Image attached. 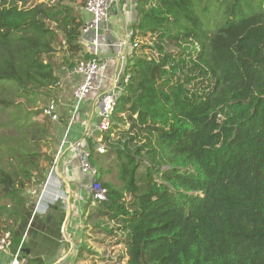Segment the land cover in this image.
Returning a JSON list of instances; mask_svg holds the SVG:
<instances>
[{"label":"trees","instance_id":"1","mask_svg":"<svg viewBox=\"0 0 264 264\" xmlns=\"http://www.w3.org/2000/svg\"><path fill=\"white\" fill-rule=\"evenodd\" d=\"M210 1L212 10L196 0H135L132 41L142 42L103 134L106 152L86 142L108 192L82 217L100 219L93 227L103 232L114 233L104 220L118 225L127 264H264V0ZM77 2L85 6L0 0V112L9 114L0 115V221L13 223L0 230L24 255L29 225L63 240L62 201L40 216L25 191L44 184L42 161L54 158L42 149L58 127L43 115L47 104L36 106L40 96L59 93L58 69L94 57L83 48ZM90 253L79 245L75 262ZM28 255L27 264H48Z\"/></svg>","mask_w":264,"mask_h":264},{"label":"rangeland","instance_id":"2","mask_svg":"<svg viewBox=\"0 0 264 264\" xmlns=\"http://www.w3.org/2000/svg\"><path fill=\"white\" fill-rule=\"evenodd\" d=\"M25 1L27 2L26 3L27 7H31L37 3H40V2H44V1L50 2V1H54V0H25ZM122 3H120V4H122ZM196 3L198 5V8L202 7L204 9V7L208 6L209 10H212L211 5L213 4V1L211 2L210 0H201V1L196 0ZM223 3L229 4L227 1H224ZM73 5L79 11L84 8V6H81L80 2L74 3ZM130 5H132V4L129 2V6ZM115 7L117 8L116 5H115ZM198 11L200 13L203 12L201 10H198ZM218 14L221 16L220 20L222 21V14L226 15L224 13V10L222 11V13L218 12ZM209 26H211V25H209ZM211 28L212 29L216 28V25H215V27L213 26ZM84 36L87 39L91 37L90 34H85ZM101 37H102V31L99 33L100 44H101ZM63 50L64 49L62 47L58 46V52L55 53V55L53 56V60L55 61L56 65H60V62L62 60ZM77 58H79V57L76 56L75 59H77ZM70 59H72V58H70ZM107 63H108V66L104 69L103 76H102L101 80L97 83V85H99L100 87L95 89L89 96L86 97L85 102L87 104L91 103V101H92V105L90 106L89 112H93V110H95V108H96L93 105V103H94L93 100L97 99L99 94L104 89L111 87V85L113 83L112 78H111L113 76L112 65L110 64L109 60L107 61ZM57 71H58V73H62L63 71L66 72L65 69H61V68L58 69ZM69 72L71 73L72 71H69ZM73 88L74 87L70 88V85L63 87L62 89L59 88V94H55L52 97V98H56L55 99L56 100L55 103L57 105L56 112L58 113L59 117H62L67 122L70 120V118L72 116V113L70 112V107L72 104L71 97H72ZM52 98L49 99V98H46V96L41 95L36 106L38 107V105L40 103L42 104V102L45 104H48L52 101L51 100ZM96 105H97V103H96ZM36 106L35 107L32 106L31 109L32 110L36 109ZM82 114H84V116H85V113L82 110H80L79 112H77L75 114V118H74V122H73L72 126L74 125V127H75L76 124H80V126L85 125L84 122L86 121L87 117L85 116V119L83 120L81 118ZM0 115L2 118H6V117L8 118L9 117L8 112H0ZM42 117H43L42 115H39V116L37 115L36 119L42 121L43 120ZM98 122L99 121H97V123ZM56 123H57L58 129L56 131L55 138L54 139L52 138V144H51L50 148L48 150L46 148L42 149L43 152L49 151L51 154H53V157H54L53 162H55L57 160L59 150H60V146H61V142L63 140V134L65 131L64 126H66V124H63L62 125L63 129H62L61 124H58L59 121H56ZM87 133H89V132H87ZM103 134H104V132L99 131L95 126L94 132L89 136L88 141L92 139L93 143H95L94 141L96 139L100 138L101 136L103 137ZM96 147H97V144L95 143L93 148H96ZM56 148H58V150H56ZM42 162H44L43 164H44L45 170L51 169V166L53 163L50 164L47 160L42 161ZM58 163H59V168H63V172L61 171V169H60V171L62 173H64L66 175V178L70 181L71 188H72V197L73 198L77 197L76 199H72V202H71L72 215H74L76 211H79L82 215V213L85 209V206L90 202V191L87 188H82L81 193H80L79 183L81 182V179H82V172L79 168V154L75 151H70V150L68 151V149L64 148L60 154V158H59L57 164ZM44 173H45V171H44ZM46 174H47V172H46ZM111 175L112 176L110 178L112 180L118 182L117 172H116V168L114 166L111 167ZM48 177H49V174H47L45 181ZM53 178H55V177L53 176ZM45 181H44V183H46ZM51 181L55 182V180H53V179H51ZM66 185H67V183H65V186L62 185L61 190L58 189L57 193H55V195L50 196L49 201H46V198H48L47 195L46 196L44 195L43 199H41L42 195L45 194V192L43 191L44 184L40 186V185H35V183H32L26 188L25 197L28 200V202L34 206L33 210H35V208L38 204H40L41 206H42V203L51 204L54 201V199L56 198V194H57V195H59V197L55 199V202L56 201H62L63 207L67 211L69 199H67L64 203L63 198L60 195L62 192H65ZM67 195H68V193L66 192V197H67ZM5 200L7 202V199L4 198L0 192V206L5 205V203H4ZM42 213H43V211H41L38 214L40 216L47 215L48 210L44 214H42ZM66 218H67V223L66 224L63 223L64 225L62 226V232L64 233V236H66V234L72 235L75 232L72 229V225H74V224L71 223L68 225V223L70 222L71 216H68V217L66 216L65 219ZM4 219H5V217L3 216V220L0 221L2 227H8V226L13 224V223H10V221H8L7 219H5L7 221H5ZM71 222H73L72 219H71ZM95 222H101V220L98 219V221L97 220L96 221H89L86 219V216H84V218H82V223L78 224V226H80L79 227V235L80 236L77 235L78 239H76V240H73V238L65 239V237H63L62 242H60L61 238H58V237L55 238L54 234H52V233L42 232V233H45V235H46L45 237L47 239H44L40 234H38V231L36 229L33 232L30 231L28 233V229L30 227V225H29L27 227L25 234H24V238L30 244L31 253H29V251L27 250L25 255H24L25 251L20 250L19 251L20 259L22 260L24 258L21 263H23L25 261L27 263V260L29 259L27 257V255L29 253L30 255H42L43 258L45 259L46 263H48V264H127L128 256L126 254V249L124 247V244L120 243V241H123V237L120 236V234H118V233H120V231L117 228L118 225L113 221H107V220L102 221V224L106 229L107 228L114 229V233H108L106 231L103 232L102 230H100V229L98 230V228L93 227ZM69 226H71V230H69ZM85 227H87V228H85ZM6 230H9V229L0 230V233L2 231H6ZM79 245L86 246L89 249L96 251V253H94V254L90 253V254H88V258L85 261H81V262L76 263L74 257L77 253ZM75 246H77V247L75 248ZM17 250L14 251V248L12 246L8 249V251H7L8 258H6L4 260L5 264H8V261L10 262L12 260V257L16 255ZM73 254H74V256H73ZM30 255H28V256H30ZM76 258H77V256H76Z\"/></svg>","mask_w":264,"mask_h":264},{"label":"built area","instance_id":"3","mask_svg":"<svg viewBox=\"0 0 264 264\" xmlns=\"http://www.w3.org/2000/svg\"><path fill=\"white\" fill-rule=\"evenodd\" d=\"M119 1L120 0H85L84 8L90 14V17L82 28V36L85 34H92L91 39L87 40V42L92 48L94 57L78 61L75 67L71 70L74 74L79 76V80L75 83V86L72 90V104L70 107L72 116L66 123L57 160L53 162L51 169L48 170L47 174H49V177L46 179L43 189L45 192L48 185L51 184L50 186L59 187L58 189L61 190L62 180L56 173V169L59 168V163L57 164V162L64 148L70 151H75L79 154V168L84 176L81 186L82 188L89 189L90 203L92 206H95L100 201L106 200L108 192L107 187L100 179L98 169L91 163V149L86 144L89 136L94 132V130L91 131V133H86L83 138L75 141L69 139V133L74 122L75 114L80 111L82 104L86 100V97L89 96L95 89L100 87L97 85V83L101 80L103 71L108 66L107 60L100 57L99 33L103 27H106L110 24L111 12L114 9L115 4ZM129 2L133 5L135 4V0H129ZM133 33V30L128 32L127 41L132 42V47L134 49L138 47L139 42H142V40L137 39L132 41ZM125 44L126 43H124V41L121 42V46H124ZM131 58H133V52L127 56L128 60ZM125 67L126 65L115 75V78L112 80L113 83L111 87L104 89L95 100V104L97 103L99 116V122L97 123L96 128L101 132H106L109 130L111 126V117L117 107L121 90L124 84L128 83L130 79V75L125 73ZM55 102V100H52L45 106L43 109V115L47 116L51 119V121L56 123V121L60 122V117L56 112L57 105ZM94 142L97 144V147L95 148L97 152H106V145L103 142L102 136L96 139ZM53 176L57 181H51V177ZM66 192L68 193L67 197ZM62 194L61 197L65 203V201L70 198V190L66 188L65 192H62ZM43 196L44 194L42 195L41 199H43ZM58 197L59 195H56V198ZM55 199L51 204L55 202ZM46 201H49V199H46ZM49 205V203H42V206L38 204L34 210V214L40 213L41 211H43L42 214H44L47 211ZM11 246V232L9 230L2 231L0 233V264H5L4 260L8 258L7 251ZM20 250L21 246H19L16 255L12 257V260L10 262L8 261V264H27L26 261L21 263L24 258L22 260L20 259Z\"/></svg>","mask_w":264,"mask_h":264},{"label":"crops","instance_id":"4","mask_svg":"<svg viewBox=\"0 0 264 264\" xmlns=\"http://www.w3.org/2000/svg\"><path fill=\"white\" fill-rule=\"evenodd\" d=\"M115 5L117 6V8L114 6V9L111 12V22L108 26L103 27V29L101 30L102 31L101 44L99 42L100 57L106 59L107 61L109 60L110 64L112 65V72H113V76L111 77L112 80L113 78H115V75L120 70H122V68H124L125 65H127L128 63L127 56L133 50L132 42L127 41V34L131 30H133L132 27L136 21L135 7L137 4L135 2L134 5L132 4L129 6V0H120ZM80 13H81L83 20L87 22L89 20L90 14L85 10V8L81 9ZM90 35L92 37V34ZM91 37L87 39L85 38V36H82V43H83L84 50H88L92 52V48L87 42V40L91 39ZM122 41L126 43L124 46H121ZM59 75L61 76V81H60V86H59L60 89H62L63 87L67 85H70V88H72L75 86V83L79 80L78 75L74 74L73 72L70 73L68 70H66V72L63 71L62 73H59ZM95 100H93L94 101L93 105L96 108L95 110H93V112H89L90 106L92 105V101L89 104H87L84 101V104H82L80 110L84 111L87 119L84 122L85 124L84 126H80V124H76L75 127L74 125L72 126L71 131L69 133L70 140H79L83 138L87 132L91 133V131L95 129V126L97 125V121L99 120L98 108H97V105L95 104ZM85 116L84 114H82L81 118L84 120ZM62 125L63 124L61 123V126ZM62 129H63V126H62ZM83 177L84 176L82 174V179H81V182L79 183L80 193L82 190L81 184H82ZM66 188L70 190V198L68 201L66 216L67 217L71 216V219L73 220V222H71V219H70V222L68 223V225L73 223L74 225H72V229L75 232L72 235L66 234V236H64V233H63V237H65V239L73 238V240H76L78 239L77 235H79L80 226H78V224L82 223L83 217L79 211H76L75 214L72 215L71 202H72V199H76L77 197L75 198L72 197V188H71L70 181H69V185H66ZM66 219H65L66 222L64 221V224L67 223ZM69 230H71V226H69ZM76 247L77 246H75V248Z\"/></svg>","mask_w":264,"mask_h":264},{"label":"bare ground","instance_id":"5","mask_svg":"<svg viewBox=\"0 0 264 264\" xmlns=\"http://www.w3.org/2000/svg\"><path fill=\"white\" fill-rule=\"evenodd\" d=\"M51 179H53V180H55V181H57L55 178H51ZM57 191H58V187H52V186H50V185H48V187H47V189H46V191H45V196L47 195L48 196V198H46V199H49V197L50 196H52V195H55V193H57ZM62 194V193H61ZM60 194V195H61ZM57 195V194H56Z\"/></svg>","mask_w":264,"mask_h":264},{"label":"water","instance_id":"6","mask_svg":"<svg viewBox=\"0 0 264 264\" xmlns=\"http://www.w3.org/2000/svg\"><path fill=\"white\" fill-rule=\"evenodd\" d=\"M56 173L58 174V176L65 182L67 183V185H69V181L68 179L64 176V174L58 169H56ZM51 217L49 216L48 219H50ZM67 220V219H66ZM66 222V221H65Z\"/></svg>","mask_w":264,"mask_h":264}]
</instances>
